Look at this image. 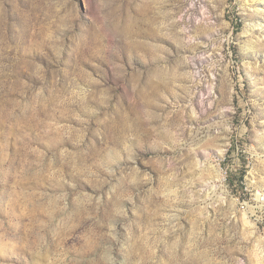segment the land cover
Masks as SVG:
<instances>
[{"label":"rangeland","instance_id":"obj_1","mask_svg":"<svg viewBox=\"0 0 264 264\" xmlns=\"http://www.w3.org/2000/svg\"><path fill=\"white\" fill-rule=\"evenodd\" d=\"M0 264H264V0H0Z\"/></svg>","mask_w":264,"mask_h":264}]
</instances>
